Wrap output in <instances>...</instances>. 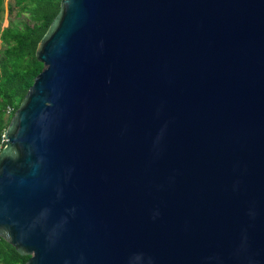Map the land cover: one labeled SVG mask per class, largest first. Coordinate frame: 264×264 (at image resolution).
Returning <instances> with one entry per match:
<instances>
[{
    "label": "water",
    "instance_id": "95a60500",
    "mask_svg": "<svg viewBox=\"0 0 264 264\" xmlns=\"http://www.w3.org/2000/svg\"><path fill=\"white\" fill-rule=\"evenodd\" d=\"M36 58L0 153L26 264H264V0H64Z\"/></svg>",
    "mask_w": 264,
    "mask_h": 264
},
{
    "label": "trees",
    "instance_id": "16d2710c",
    "mask_svg": "<svg viewBox=\"0 0 264 264\" xmlns=\"http://www.w3.org/2000/svg\"><path fill=\"white\" fill-rule=\"evenodd\" d=\"M10 1L9 13L16 11L17 18L25 15L27 21L0 28V143L29 88L42 71L36 50L64 0ZM3 2L0 0V15L4 10ZM29 258L0 238V264H26Z\"/></svg>",
    "mask_w": 264,
    "mask_h": 264
},
{
    "label": "rangeland",
    "instance_id": "374dc122",
    "mask_svg": "<svg viewBox=\"0 0 264 264\" xmlns=\"http://www.w3.org/2000/svg\"><path fill=\"white\" fill-rule=\"evenodd\" d=\"M9 5H11V1L10 0H4L3 2V7L4 10L1 13V19H0V28H7L10 27L12 23H19V22H26L27 21V17L25 15H23L20 18H17V13L16 11H14L13 13H9L8 11V7Z\"/></svg>",
    "mask_w": 264,
    "mask_h": 264
},
{
    "label": "built area",
    "instance_id": "2783aa9c",
    "mask_svg": "<svg viewBox=\"0 0 264 264\" xmlns=\"http://www.w3.org/2000/svg\"><path fill=\"white\" fill-rule=\"evenodd\" d=\"M5 142H6V140H5V137H4V135H3V136H2L1 143H0V153L2 152V150H3L4 147H5Z\"/></svg>",
    "mask_w": 264,
    "mask_h": 264
}]
</instances>
